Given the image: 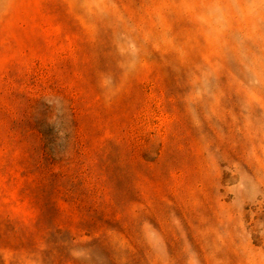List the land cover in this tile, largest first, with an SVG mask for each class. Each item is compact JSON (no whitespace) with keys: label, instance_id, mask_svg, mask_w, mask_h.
<instances>
[{"label":"rangeland","instance_id":"obj_1","mask_svg":"<svg viewBox=\"0 0 264 264\" xmlns=\"http://www.w3.org/2000/svg\"><path fill=\"white\" fill-rule=\"evenodd\" d=\"M0 264H264V0H0Z\"/></svg>","mask_w":264,"mask_h":264}]
</instances>
